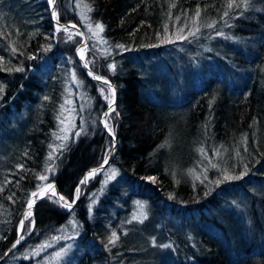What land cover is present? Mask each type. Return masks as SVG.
<instances>
[{
    "label": "trees",
    "instance_id": "16d2710c",
    "mask_svg": "<svg viewBox=\"0 0 264 264\" xmlns=\"http://www.w3.org/2000/svg\"><path fill=\"white\" fill-rule=\"evenodd\" d=\"M80 3L89 23L103 25L102 44L81 21ZM56 10L59 23L79 26L85 62L116 90L108 120L116 146L105 171L80 185L113 149L100 123L108 107L101 83L74 55L82 38L72 28L53 36L47 0H0V258L17 239L33 191L52 182L72 202L80 187L68 212L55 197L36 203L25 221V228L34 221L32 232L21 233L1 264H32V252L54 248L71 216L81 234L64 264H264V0H57ZM197 28L191 42L176 39ZM166 37L193 49L175 70L165 59L175 43L163 44ZM73 71L92 107L86 134L73 131L59 155L50 145ZM245 167L242 179L215 184ZM110 168L117 178L101 187ZM113 231L119 238L106 248Z\"/></svg>",
    "mask_w": 264,
    "mask_h": 264
},
{
    "label": "snow or ice",
    "instance_id": "6c2138e0",
    "mask_svg": "<svg viewBox=\"0 0 264 264\" xmlns=\"http://www.w3.org/2000/svg\"><path fill=\"white\" fill-rule=\"evenodd\" d=\"M47 3L48 5L50 6L51 8V15L52 17L57 21L56 25H55V31L53 33V36H55L56 34H59L62 30L64 32H67L68 31V28L67 27H62L59 23V15H58V12H57V0H47ZM228 8L229 9H232L233 8V5L232 4H229L228 5ZM224 17H229L230 16V13L229 12H224ZM195 16L196 17H199L200 16V10L197 9L196 10V13H195ZM223 18V17H222ZM177 20H179V17H177ZM225 24H227V21L225 20ZM71 28L75 29L76 28V25L73 24V25H70ZM87 27V30L89 32H92L93 31V28H92V24L91 23H88L86 25ZM205 27L207 28H214V24L212 23H209V24H206ZM95 28L96 29H99L100 32L103 31V25L100 24V23H96L95 24ZM167 26H165V33H167ZM179 31L181 33L184 32V29L183 28H180ZM199 31L200 29L197 28L195 31H192L191 29L189 30L188 34L187 35H180L178 37V39L180 41H185V40H189V37L195 39L197 38L198 34H199ZM77 34L83 36V33H80L79 31H77ZM2 30H0V38H2ZM217 36H224V33L221 32V31H217L216 33ZM91 38V37H90ZM159 34H158V39H159ZM225 38H228V37H225ZM68 40H72V36L71 35H68ZM176 41L171 39L170 37H166L162 40V43L163 44H172V43H175ZM189 42H191L189 40ZM106 43V42H105ZM150 47H158L160 45H149ZM50 45H49V48H45L44 50L45 51H48L50 49ZM97 47V43L95 41H93V44H92V49L95 50ZM117 49L121 50V51H128L130 49H127L125 48V46L123 45H117L116 46ZM87 48V43L84 42L82 44L81 47L78 48V54H79V59L80 61H85V49ZM11 51L13 53H16L17 52V48L16 47H12ZM21 55H23V53H20ZM29 59H33L34 57L32 56H29L28 57ZM71 62V61H70ZM90 63H94V61H86L83 63V67L85 69H88V76L89 77H92L93 79L97 80V81H100L101 82V85H100V93L103 95L104 93H108V95H104V99L105 100H108V109L109 111L107 112H104L102 113V117L104 118L103 119V127L104 129L107 131V133L109 134V136L112 138V148L115 147V133L113 132L112 128L109 126V123H108V120L109 118L111 117V113L113 111H115V109L113 108V104H114V99H110V97H115V93H116V90L115 88L112 87L111 85V82L108 80V79H105L103 77H101L100 75H94L93 71L89 68V64ZM108 67L112 70V72L114 73L116 71V64L115 62L111 63L108 65ZM24 69L23 68H17L16 71H23ZM71 78L72 80L75 82L76 81V73L75 71L72 72L71 74ZM82 81L78 82L77 83V87H81L82 86ZM107 86V87H105ZM2 91V90H0ZM45 99H48L47 97H45ZM65 104H71V101L70 100H66L65 101ZM61 109L63 110L64 109V105H61ZM81 110H83V106H81ZM116 115L119 116V112H116ZM60 123L61 125H63L65 123L64 120H60ZM69 127H74V125L70 124ZM62 132H63V129H62ZM87 130L84 128V125L81 124L80 125V128L79 130H76L75 131V137L76 138H79L81 136V134H86ZM69 139L68 135H62V136H57V140H60L62 141L59 145V149L58 150H54V151H57L59 153V155H62L63 154V151L68 147V145L66 143H64V141H67ZM51 147V145H50ZM111 149H108L106 151H110ZM203 151V150H201ZM245 151H247V149L245 148ZM49 159L51 160L52 159V154L50 153L49 154ZM109 164V160L107 157L104 158L103 160V164L101 165L100 169H93L91 172L88 173V175L80 181V185H86L89 178L95 176L98 172L99 173H103L105 171V165H108ZM22 167V166H21ZM211 167L212 168H216L217 167V164L213 163L211 164ZM50 171H54V169H50ZM207 172V169H205V173ZM248 172H247V167H245L244 171H242L240 173V175H229V174H224L222 179H218L215 181V184L217 186H219L222 182L224 181H232V180H239V179H242L243 176L247 175ZM117 175H118V172L117 170L113 169L111 171V173L107 176V180H116L117 178ZM38 179L40 181H47L49 179V177L47 175H40L38 177ZM153 180V182H155V178H151ZM197 179H199L197 177ZM207 180V175L205 174L204 176V180H201L200 182L201 183H204L205 181ZM37 187L39 188L40 186L37 185ZM2 190V189H0ZM49 190H51L50 192V195H49ZM79 195H80V187L78 186L76 189H75V193H74V199L71 203H69L66 198L63 196V195H60L58 200L55 201V203H60V202H63V207L66 208V209H72V204L75 203V200L79 198ZM31 196L32 197H38V198H43L45 196H47L48 199H52L53 197H56L57 196V193H56V190H55V187L52 183H47L46 186L39 191V193L37 191H33L31 193ZM169 199H173L174 197L169 194ZM9 199H11V197H9ZM35 200L34 199H30L28 202H27V208H28V211L24 214L23 218L20 220L19 222V232H29L31 233L32 230H33V227L32 225H34V221L32 222V225H30L28 228H25V221L29 219V217H31L33 215V212H32V208L35 204ZM141 207L143 208L144 206L141 205ZM91 211V209H90ZM135 219V217H133ZM145 218H146V214H145ZM142 222V221H141ZM72 229H73V235L72 236H66V237H53V240L56 241L57 243L59 242L60 239H72V240H75L77 238V232H78V225H76L75 223L72 224ZM118 236H117V233L115 231H113L111 233V236L109 237L108 239V242L107 244L105 245V247L107 248L108 245H112L113 247H115L116 245V241L118 240ZM24 240V235H18V238L16 239V241L12 244V248L14 249L18 244L21 243V241ZM52 245L51 244H45V245H42L40 247V250L43 251L46 247H51ZM154 246H155V243H154ZM73 247L72 244H69L67 246V248L65 249H62L61 252H57L56 253V256L57 257H60L62 254L66 255L67 252L69 250H71V248ZM161 247H164V248H170L171 246L170 245H161ZM35 255H39V252H36ZM26 259L28 257H25Z\"/></svg>",
    "mask_w": 264,
    "mask_h": 264
},
{
    "label": "rangeland",
    "instance_id": "374dc122",
    "mask_svg": "<svg viewBox=\"0 0 264 264\" xmlns=\"http://www.w3.org/2000/svg\"><path fill=\"white\" fill-rule=\"evenodd\" d=\"M80 7L82 8V14H80V18H81V21L83 22V24L86 27V25L89 23L88 22V18L86 16V12H87L86 8H87V6L85 4L80 3ZM92 28H93V31L91 33L94 36L93 38H95L97 41L100 42V44H102V39H100V30L96 29L93 24H92ZM178 37L179 36L177 35L176 36L177 40H178ZM86 43H87V39H86ZM173 46H170L168 48V50L166 52V55H165V59H166L167 63L171 64L173 70H175L176 66H177V63L181 62L183 64L184 60L186 58V57L184 59L181 58V54L185 53L186 55H188L191 52H193V49L189 48V46H187L188 48H186V46L181 45L179 42L173 44ZM78 48L75 49L74 55H77L79 57ZM87 49L88 48L85 49V53H86ZM185 50H187V53H186ZM189 60H187V61H189L190 63L191 62L194 63L193 62L194 60H192V59H189ZM166 62H164L165 63L164 64L165 67L167 65ZM165 69L167 70V67ZM78 82H80V80L77 77H76V81L75 82L71 78L69 83H68V85H67V88H66V91H65V94H64V100L62 102V105H64V109L62 110L60 108L58 127H57V130H56V133H54V135H53V143L51 145V150L53 152H54V150H58L59 149V145L62 142L60 140H57V136L68 135V137L70 138V135H71V133L73 131H74V135H75V131L79 130L80 125L84 122V119H86L87 114H88L89 110L92 107V100H91V97L88 95V89H86V86L84 85V83H82L81 87H77V83ZM105 87H107V86H105ZM99 92H100V90H99ZM104 95H108V93L107 92L104 93L102 95L103 98H104ZM110 99H113V97H110ZM66 100H70L71 104H65ZM105 101L108 104V100H105ZM81 106H83V110H81ZM106 111H109L108 107H107ZM76 119H79V121H80L78 128L76 127ZM60 120H64L65 123L63 125H61ZM70 124L74 125V127H69ZM102 125H103V121H102ZM62 129H63V132H62ZM65 142L66 141H64V143ZM112 170H113L112 168L107 169V175L103 179V181L101 182V187L105 186L108 183V181H110V180H107V176L111 173ZM96 175H98V173ZM49 183H52V182H49ZM46 184L42 185L39 189H41L42 187L46 186ZM87 185H88V182H87ZM39 189H37L36 191H38ZM29 199H31V198H29ZM96 199H97V195L95 194L94 197L92 198L91 204L94 203L96 201ZM69 203H71V202H69ZM62 205H63V203H62ZM65 210L66 211H70L71 209H66L65 208ZM136 210L137 211L139 210V206L136 207ZM25 212H26V210H25ZM73 223L78 225L77 238L79 237V235L81 234V228H80L81 226L78 223V221L76 220V218H74L73 216H71L68 219V222L65 225H63L61 237H66V236H72L73 235V229H72V224ZM77 238L75 240H72V239H60L58 243H55L53 245L54 248L46 247L43 251H41L40 248H37L38 250L33 251L32 255H31V257L33 258L32 264H64L66 261H68L71 258L72 252L75 251L78 248ZM69 244L73 245L71 250H69L66 255L62 254L60 257H57L56 253L57 252H61L62 249L67 248V246ZM36 252H39V255L35 256Z\"/></svg>",
    "mask_w": 264,
    "mask_h": 264
},
{
    "label": "water",
    "instance_id": "95a60500",
    "mask_svg": "<svg viewBox=\"0 0 264 264\" xmlns=\"http://www.w3.org/2000/svg\"><path fill=\"white\" fill-rule=\"evenodd\" d=\"M49 12H50V14H51V8H50V6H49ZM61 25V24H60ZM70 25H72V24H63L62 26L63 27H67V28H71L70 27ZM77 31H79L80 33H83L82 31H81V29H79L78 27H76L75 28ZM82 37V42H81V44L78 46V47H80V46H82V44L84 43V42H86V38H85V35L83 34V36H81ZM77 47V48H78ZM76 56V59H77V61H78V63L80 64V66H81V68L83 69V71L85 72V74L88 76V74H87V72H88V69H85L84 67H83V63H84V61H80V59H79V57L77 56V55H75ZM94 75H96V74H94ZM89 77V76H88ZM89 79H91V80H93V81H96V82H99V83H101L100 81H97V80H95V79H93L92 77H89ZM113 99H114V103H115V99H116V95H115V97H113ZM113 106H114V104H113ZM107 112V111H106ZM103 117H102V115H101V118H100V123H101V125H102V121H103ZM109 135V134H108ZM112 153H113V151H111L110 153H109V155H108V160H110V158L112 157ZM106 166V165H105ZM104 166V167H105ZM87 185H85V187H86ZM56 190V189H55ZM56 193H57V196H56V198H57V200H58V198H59V193L57 192V190H56ZM46 197V196H45ZM45 197H43V198H45ZM43 198H38L37 200H36V202H35V204L36 203H38V202H40ZM60 203H63V202H60ZM76 203V202H75ZM75 203H73L72 204V207L74 206V204ZM34 204V205H35ZM18 235H21V232H19V230L17 231V238H18ZM13 250V248H12V246L5 252V254L0 258V264L9 256V254L11 253V251Z\"/></svg>",
    "mask_w": 264,
    "mask_h": 264
},
{
    "label": "bare ground",
    "instance_id": "6f19581e",
    "mask_svg": "<svg viewBox=\"0 0 264 264\" xmlns=\"http://www.w3.org/2000/svg\"><path fill=\"white\" fill-rule=\"evenodd\" d=\"M53 21H54V24H56L57 23V21L53 18ZM61 25H63L62 23H60ZM68 24H72V23H68ZM73 25V24H72ZM76 25V24H75ZM76 27H78L79 28V26H77L76 25ZM80 29V28H79ZM79 55V54H78ZM85 62V61H84ZM93 81V80H92ZM96 82V81H95ZM99 83V82H98ZM112 85V84H111ZM112 87L114 88V86L112 85ZM115 95H116V93H115ZM116 100V99H115ZM114 106H115V103H114ZM114 106H113V108H114ZM106 112V111H105ZM102 127H103V125H102ZM105 130V129H104ZM106 131V130H105ZM106 133H107V131H106ZM111 138V137H110ZM112 139V138H111ZM115 146H116V141H115ZM114 149H115V147L112 149V151H113V153H114ZM113 153H112V157H113ZM108 155H109V153H108ZM108 155L106 156V157H108ZM112 157L110 158V160H109V163H110V161H111V159H112ZM108 165H106L105 166V168L107 167ZM100 167L101 166H99V167H95V168H92V169H90L86 174H85V176H84V178L88 175V173L89 172H91L93 169H100ZM98 174H99V172H98ZM99 176V175H98ZM45 187V186H44ZM44 187H42L41 189H39L37 192L39 193V191L40 190H42ZM50 192H51V190H49V194H50ZM31 199H34L35 201H36V199L38 198V197H30ZM30 200V199H29ZM28 211V208L26 207V212ZM25 212V213H26ZM25 238V237H24ZM18 249V248H17ZM15 250V249H14ZM36 256V255H35ZM7 260V259H6ZM3 263V262H2Z\"/></svg>",
    "mask_w": 264,
    "mask_h": 264
}]
</instances>
